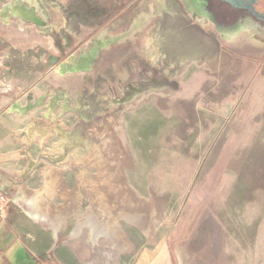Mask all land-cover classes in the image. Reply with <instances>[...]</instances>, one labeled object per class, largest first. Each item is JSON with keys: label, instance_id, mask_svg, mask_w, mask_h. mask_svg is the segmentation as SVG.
Returning a JSON list of instances; mask_svg holds the SVG:
<instances>
[{"label": "rangeland", "instance_id": "1", "mask_svg": "<svg viewBox=\"0 0 264 264\" xmlns=\"http://www.w3.org/2000/svg\"><path fill=\"white\" fill-rule=\"evenodd\" d=\"M25 1L52 41L0 24L28 46L0 55V77L22 82L33 156L80 189L70 208L99 205L114 228L96 244L83 228L91 248L71 240L66 264H264V40L232 41L179 0Z\"/></svg>", "mask_w": 264, "mask_h": 264}, {"label": "crops", "instance_id": "2", "mask_svg": "<svg viewBox=\"0 0 264 264\" xmlns=\"http://www.w3.org/2000/svg\"><path fill=\"white\" fill-rule=\"evenodd\" d=\"M12 21L7 20L6 23L2 19L0 24L9 26ZM20 24L24 23L19 20L18 26ZM18 28L20 32L23 31L21 26ZM36 30L41 32L38 28ZM41 33L52 41L49 36L52 33ZM2 39L9 43L0 49L4 60L8 57L17 58L12 48L28 47L22 39V33L13 40L11 32H0V41ZM20 84V81L12 82L0 77V194L7 199L4 211L0 212V264H54L52 259H57V264H66V259L71 255L66 253V248L71 246V240L86 237L82 235L83 229L79 235L73 233L75 222H79L76 216H79L80 211L75 213L69 206L70 200L74 196L77 200L82 193L78 187L69 190V184L64 183L55 165L54 169L47 170V164L41 163L38 155L33 156L32 143H41L44 137L39 134L40 127L33 120L25 118L30 114L29 108L22 103L25 97L11 92ZM14 105L24 108V111L15 110ZM22 132L26 138L21 137ZM59 148V144L53 145L50 158L47 157L48 162L59 157ZM57 199H63L62 206H58ZM74 199V204L80 200ZM61 234L67 240L61 238ZM81 264L84 263L81 261Z\"/></svg>", "mask_w": 264, "mask_h": 264}, {"label": "flooded vegetation", "instance_id": "3", "mask_svg": "<svg viewBox=\"0 0 264 264\" xmlns=\"http://www.w3.org/2000/svg\"><path fill=\"white\" fill-rule=\"evenodd\" d=\"M179 4H183L193 14L204 17L209 26H213L222 36L245 30L254 39L264 40V0H179ZM38 9L36 2L7 0L0 4V20L3 19L6 23L7 20H22L24 24L35 23L41 32L49 34L52 29L50 25L47 26ZM3 41H0L1 50L8 45V42L5 44ZM26 54L16 53L14 55L18 56L14 59L26 60Z\"/></svg>", "mask_w": 264, "mask_h": 264}, {"label": "bare ground", "instance_id": "4", "mask_svg": "<svg viewBox=\"0 0 264 264\" xmlns=\"http://www.w3.org/2000/svg\"><path fill=\"white\" fill-rule=\"evenodd\" d=\"M19 5V4H18ZM187 8V7H186ZM28 10V9H27ZM15 11V10H14ZM16 12V11H15ZM20 13V12H19ZM25 14V13H24ZM23 14V15H24ZM201 14V13H200ZM19 15V14H18ZM17 15V16H18ZM25 16V15H24ZM36 16V15H35ZM34 18V17H33ZM199 18V17H198ZM38 19V18H37ZM198 21H200V22H203L204 23V20H202V19H198ZM247 31H242V32H240L241 34H239V33H237V34H235V33H233V34H231V35H227V37L228 38H230L232 41L233 40H240V41H246V42H251V43H253V44H255L256 42V40L255 39H253V37L248 33H246ZM239 34V35H238ZM233 35V36H232ZM154 37V36H153ZM150 34H149V38H148V40H147V46L149 45V44H152L151 42H150V38H153ZM255 40V41H254ZM145 45H146V43H145ZM147 48V47H146ZM149 48V47H148ZM148 48H147V50H148ZM150 49V48H149ZM155 50H151L150 49V51L148 50V54L149 55H152L153 54V52H154ZM58 68V67H57ZM64 68H68V67H64V66H62V68L61 69H64ZM14 109L15 110H18V111H20V112H22V111H24V108H22V107H20V106H18V105H14ZM64 141V140H63ZM60 149V151L62 150V148H59ZM16 156V155H15ZM104 168V167H103ZM101 170V169H100ZM105 170V169H104ZM108 170V169H107ZM103 171V170H102ZM103 172H105V171H103ZM105 175V174H104ZM110 175V174H109ZM76 194V193H75ZM98 194V193H97ZM101 194H102V192H101ZM72 195V194H71ZM77 195V194H76ZM99 195V194H98ZM102 195H104V194H102ZM65 196V195H64ZM81 196V195H80ZM79 196V197H80ZM75 197V196H74ZM74 197H73V199H74ZM90 197V196H89ZM101 197V196H100ZM105 197H107V196H105ZM65 198V197H64ZM31 199V198H30ZM72 199V200H73ZM78 199H80V198H78ZM77 199V200H78ZM89 199V198H88ZM92 199V198H91ZM71 200V201H72ZM74 200H76V198L74 199ZM76 200V201H77ZM87 200V199H86ZM105 200H107V199H105ZM40 201V200H39ZM75 202V201H74ZM91 201H89V204L92 206V204L90 203ZM92 202H96V198H95V195H94V197H93V199H92ZM105 202V201H104ZM40 203V202H39ZM46 203V202H45ZM78 204H79V201L77 202ZM76 203V204H77ZM99 204V203H98ZM77 206H79V205H77ZM76 206V207H77ZM107 206V205H106ZM75 207V208H76ZM89 207V206H88ZM87 207V208H88ZM96 209H98L97 210V212H95V211H92V212H90L89 210H86V211H83L82 213L80 212V214H79V216L77 217L76 215V218L77 219H79V217H82V219L80 220L79 219V222L77 221V223L75 222V229H74V232L73 233H76V234H78V233H80L81 232V230L83 229V228H85V230L87 231L86 232V237L88 238V240L93 244H96V242L98 241V239H99V235L101 236V235H104L106 238H107V236H106V234L107 233H110L109 232V230L108 229H112V232L114 231L113 229L114 228H112V227H109V224H108V222H107V220H109L110 219V215H108L107 213H106V211L105 210H102L101 209V207L98 205V207H95ZM108 208H110V207H108ZM110 210V209H109ZM45 211V210H44ZM73 212V211H72ZM108 212V211H107ZM47 215V214H46ZM59 215V214H58ZM64 215V214H63ZM94 215V216H93ZM74 216V217H75ZM57 217V216H56ZM62 218H63V216H61ZM65 218V217H64ZM63 218V219H64ZM51 219H52V217H51ZM132 219V218H131ZM49 220V219H48ZM65 220V219H64ZM74 226V225H73ZM115 233V232H114ZM73 235V234H72ZM79 235V234H78ZM108 235V234H107ZM111 235H112V233H111ZM111 235H108V236H111ZM118 239H119V237H118V235L115 233L113 236H112V243H113V245L115 244V246H117V241H118ZM88 241V242H89ZM90 243V244H91ZM89 244V245H90ZM95 247V246H94ZM184 263V262H183ZM185 264V263H184Z\"/></svg>", "mask_w": 264, "mask_h": 264}, {"label": "built area", "instance_id": "5", "mask_svg": "<svg viewBox=\"0 0 264 264\" xmlns=\"http://www.w3.org/2000/svg\"><path fill=\"white\" fill-rule=\"evenodd\" d=\"M7 199L4 195L0 194V212H3Z\"/></svg>", "mask_w": 264, "mask_h": 264}, {"label": "water", "instance_id": "6", "mask_svg": "<svg viewBox=\"0 0 264 264\" xmlns=\"http://www.w3.org/2000/svg\"><path fill=\"white\" fill-rule=\"evenodd\" d=\"M37 21V20H36Z\"/></svg>", "mask_w": 264, "mask_h": 264}]
</instances>
